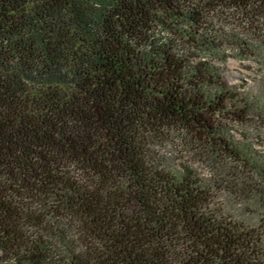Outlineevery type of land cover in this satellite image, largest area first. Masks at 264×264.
I'll return each mask as SVG.
<instances>
[{
    "label": "trees",
    "instance_id": "1",
    "mask_svg": "<svg viewBox=\"0 0 264 264\" xmlns=\"http://www.w3.org/2000/svg\"><path fill=\"white\" fill-rule=\"evenodd\" d=\"M229 54L264 56V0H0V264H264Z\"/></svg>",
    "mask_w": 264,
    "mask_h": 264
},
{
    "label": "rangeland",
    "instance_id": "2",
    "mask_svg": "<svg viewBox=\"0 0 264 264\" xmlns=\"http://www.w3.org/2000/svg\"><path fill=\"white\" fill-rule=\"evenodd\" d=\"M223 73L229 82L238 85L242 93L248 95L252 110H257L259 105L264 103V56L250 54L246 57H234L229 54L224 63ZM253 141L259 149L264 150L263 132L258 138L254 137ZM165 143L163 148L168 163L175 164L188 158L185 146L177 139Z\"/></svg>",
    "mask_w": 264,
    "mask_h": 264
}]
</instances>
